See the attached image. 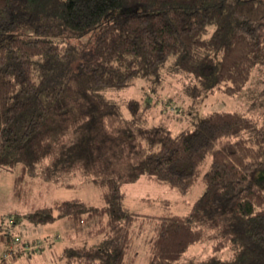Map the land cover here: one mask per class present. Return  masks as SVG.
<instances>
[{
	"label": "trees",
	"instance_id": "1",
	"mask_svg": "<svg viewBox=\"0 0 264 264\" xmlns=\"http://www.w3.org/2000/svg\"><path fill=\"white\" fill-rule=\"evenodd\" d=\"M257 75L264 98V0H0V171L12 172L24 203L51 184L76 186L73 178L101 188V205L63 199L27 215L105 237L103 247L70 238L59 256L67 264H134L147 221V264H264V107L206 111L173 134L147 125L156 101L129 99L125 118L97 91L170 76L194 109L207 93L253 92ZM141 177L181 195L199 182L204 191L186 214L162 200L164 213L144 215L126 205L127 185ZM20 222L0 215V264L35 248ZM206 240L210 253L188 260Z\"/></svg>",
	"mask_w": 264,
	"mask_h": 264
},
{
	"label": "rangeland",
	"instance_id": "2",
	"mask_svg": "<svg viewBox=\"0 0 264 264\" xmlns=\"http://www.w3.org/2000/svg\"><path fill=\"white\" fill-rule=\"evenodd\" d=\"M89 36L83 40H88ZM175 57L168 59V66L173 64ZM167 70V69H166ZM165 71V69H164ZM170 78L166 77L164 83H155L152 79L136 78L129 86H111L98 89L101 97L109 99L118 104L121 114L129 117L125 103L129 99H138L142 103L156 101L148 120L149 126L154 124H164L169 127L173 134H177L187 128L193 127L194 120L211 110H237L249 114H256L264 107V98H259V90L262 87L260 78L250 81L255 89L251 93H240L234 96L223 94L222 92L207 93L196 108H188V100L183 103L176 98L181 90L180 83L172 85ZM168 95L176 98L171 103H166ZM167 97V98H166ZM71 182L76 183L74 187L51 186L32 191L27 202H19L13 195V175L12 172L0 171V215L7 216L15 213L21 214L19 228L22 229L23 241H35V248L29 246L15 264H67L64 259H60V254L64 248L73 244L74 241L84 239L83 231L86 226H79L73 221L61 219L50 224H33L27 215L40 207L51 206L57 200L81 198L91 205H101L102 190L89 180L73 178ZM126 205L133 211L144 215H160L166 210L161 205L162 200L172 202L171 212L186 214L193 203L204 191V185L199 182L187 195H181L176 190L168 186L158 184L141 177L137 181L130 183L126 187ZM151 200V201H149ZM22 223V224H21ZM153 221H147L140 233L134 238L132 256L135 257L134 264H147L148 261V240L153 234ZM73 242H71V239ZM88 244L96 247H103L106 243L104 236L84 239ZM39 245V247L37 246ZM1 253L3 246L0 244ZM211 241L196 244L187 252L186 258L189 260H199L210 253ZM223 255V254H222Z\"/></svg>",
	"mask_w": 264,
	"mask_h": 264
},
{
	"label": "crops",
	"instance_id": "3",
	"mask_svg": "<svg viewBox=\"0 0 264 264\" xmlns=\"http://www.w3.org/2000/svg\"><path fill=\"white\" fill-rule=\"evenodd\" d=\"M3 253H4V251L2 250V253H1V249H0V258H1V256L3 255Z\"/></svg>",
	"mask_w": 264,
	"mask_h": 264
}]
</instances>
